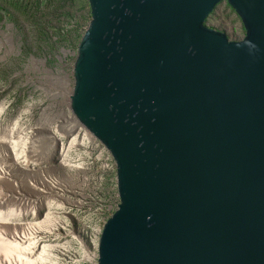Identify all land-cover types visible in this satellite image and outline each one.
Wrapping results in <instances>:
<instances>
[{
	"label": "water",
	"instance_id": "1",
	"mask_svg": "<svg viewBox=\"0 0 264 264\" xmlns=\"http://www.w3.org/2000/svg\"><path fill=\"white\" fill-rule=\"evenodd\" d=\"M88 0L70 107L120 197L96 264H264V0Z\"/></svg>",
	"mask_w": 264,
	"mask_h": 264
},
{
	"label": "rangeland",
	"instance_id": "2",
	"mask_svg": "<svg viewBox=\"0 0 264 264\" xmlns=\"http://www.w3.org/2000/svg\"><path fill=\"white\" fill-rule=\"evenodd\" d=\"M221 6L210 17L208 22L210 27L217 30L222 29L220 31H235L240 28V22H236L234 14L232 16L229 13L222 14ZM90 19L88 0H52L47 3L35 0L32 4L25 0H0V101L8 102L7 110L1 114V118L8 117L9 125L13 127L16 125L15 127L19 128V133L26 132L24 127L15 121L21 110L22 122H25L26 125H34L35 119L43 113L39 111L38 106L45 107L48 103L57 101V105L66 107L65 100L70 99L73 90L75 53ZM46 100L49 101L46 102ZM57 105L55 106L58 107ZM52 111L57 115L58 112ZM6 122H2L4 126ZM74 123L72 117L70 119L66 117L60 122V128L70 131L74 128ZM30 130L34 131V126ZM15 132H17L15 128L11 133L8 130L5 133L1 129L0 146L5 147L0 150V156L3 157V154L9 150L11 155L12 150L17 151L18 154L19 148L22 149V146L17 149L15 142L12 143V136ZM41 140L42 138L38 137L32 142L30 154L32 158L42 157ZM70 154L71 158H74V162L66 165V171L71 172L79 169L81 166L78 163L79 155L83 158L85 165L90 162L88 177L90 176L91 179L90 186L93 188V196L96 199L102 196L101 202L105 206L109 204L112 201L115 186L112 181L114 166L111 163L106 166L108 161L100 158L102 157L100 151L95 145H89L88 142L82 143ZM22 156H26L25 151ZM23 167L21 166L22 169ZM22 173L21 170H18V174ZM0 183L5 186L13 185L4 180H0ZM87 185L88 198L85 205L82 207L73 206L69 209L79 218L78 220L74 218V228L82 226L85 228L84 237L88 244L84 245L81 258V249L75 238L68 236L59 241L56 239L50 241L49 243L59 242L60 244L66 240L71 242L69 252L63 251L61 254L54 255L58 256V263L72 264L77 263V260H79L78 264H95L97 262V237L89 241V179ZM25 189L28 195L33 194L37 188L30 186ZM72 198L74 199V197ZM95 210L97 209L95 208ZM97 217L98 211L95 212V216L93 215L95 230L99 226ZM61 218L64 219L63 216ZM9 229L10 224L0 222V231ZM98 231L99 229L96 230V232ZM26 253L27 248L25 247L0 241V258L8 263L15 260L17 264H35L34 259L28 258ZM56 253L58 252L56 251ZM51 262L53 261L51 260Z\"/></svg>",
	"mask_w": 264,
	"mask_h": 264
},
{
	"label": "trees",
	"instance_id": "3",
	"mask_svg": "<svg viewBox=\"0 0 264 264\" xmlns=\"http://www.w3.org/2000/svg\"><path fill=\"white\" fill-rule=\"evenodd\" d=\"M48 1L52 2V0ZM220 6L223 10L221 11L222 14L229 13L231 16L234 14L236 22H240V28L237 30L223 31L230 40L243 39L245 28L242 20L227 0H222L215 7L206 24L210 27L208 24L209 19L218 11ZM48 101L46 100V102ZM7 104L6 100L0 101V120L2 119L1 114L7 110ZM57 104L58 102L54 101L48 103L45 107L38 106L39 111L43 113L35 119L34 125H26L25 122H22L21 110L15 121L18 124L20 123L26 132L19 133V128L15 127L16 125L14 127L9 125L6 116L2 119L7 121L6 127L3 125V121H0V131L2 129L7 133L8 130L11 133L14 128L17 129V132L12 136V143L15 142L17 149L22 146L21 150L19 148L18 154L17 151L12 150L11 155L9 150L6 154H3V157L0 156V180L13 184L5 186L0 183V222L10 224L9 230L0 231V241L27 248L26 256L34 259L35 264H47L49 262L50 264H64L62 262L58 263V256L54 255L61 254L63 251L65 253L69 252L71 242L66 240L62 244L59 242L49 243L55 239L59 241L68 236L75 238L81 249V258L83 247L88 244L84 237L85 228L83 226L74 228V218L76 220L79 218L71 213L69 208L73 206L82 207L87 202L88 179L89 193L91 195L94 193L93 188L90 186L92 184L90 176L88 177V168H90L91 163L85 165L83 158L79 155L78 163L81 164L79 169L68 172L66 171V165L74 162V158H71L70 153L79 145L86 142L92 146L95 144H92L87 136L85 126L79 120L73 118L70 99L65 100V108ZM50 109L58 112L57 115ZM66 117H69V119L72 117L75 121L74 128L70 131H64L60 128V122ZM33 126L34 131L30 130ZM38 137L42 138L43 155L42 157L32 158L30 155L31 144ZM68 139L70 140L67 141ZM17 142L20 144H17ZM4 147L0 146V150ZM24 151L26 156H22ZM15 165L24 175H22L23 173L18 174ZM21 166H24L23 169ZM21 176L23 177L21 178ZM30 186L37 189L33 194L27 195L25 188ZM91 198L93 197L89 196V200ZM62 216L64 219L61 218ZM76 262L72 264H78L79 260ZM0 264H17V262L13 260L8 263L0 258Z\"/></svg>",
	"mask_w": 264,
	"mask_h": 264
},
{
	"label": "built area",
	"instance_id": "4",
	"mask_svg": "<svg viewBox=\"0 0 264 264\" xmlns=\"http://www.w3.org/2000/svg\"><path fill=\"white\" fill-rule=\"evenodd\" d=\"M25 1H27V2L32 4V2L35 1V0H30V1L29 0H25ZM42 1L45 2V3L48 2V0H39L40 3H42ZM86 28H87V26L85 27L84 31L86 30ZM84 31H83V33H84ZM76 54H77V52L75 53V56H76ZM91 143L95 144L96 148L100 151V155L102 154L101 155L102 157H100V158H103V159L108 161L106 166H108L110 163L114 166V176H113L112 181H113V184L115 186L113 188L112 201L105 206L103 204V202H101L103 200L102 196H100V197H98L96 199L93 195H91L89 193V196L93 197V198H91L89 200V240L94 238V237H97L96 240H97V242H99V238H100L103 226L106 223V221L109 219V217L117 209L118 204L120 202V197H119L118 186H117L116 164H115V161H114V158H113L112 154L110 153V151H108L106 146L99 139H97L95 136H94L93 140L91 141ZM97 205H99V206L96 207ZM95 208L97 210H95ZM96 211H98V217L97 218L99 220V226L97 228V229H99L98 232H96L97 229L95 230V228H93V221H94L93 220V215L95 216V212ZM95 264H96V262H95Z\"/></svg>",
	"mask_w": 264,
	"mask_h": 264
},
{
	"label": "bare ground",
	"instance_id": "5",
	"mask_svg": "<svg viewBox=\"0 0 264 264\" xmlns=\"http://www.w3.org/2000/svg\"><path fill=\"white\" fill-rule=\"evenodd\" d=\"M72 113H73V111H72ZM73 118L75 119V120H78L77 119V117L73 114ZM85 130H86V134H87V136L90 138V140L92 141L93 140V138H94V135L92 134V133H90L89 132V130L85 127Z\"/></svg>",
	"mask_w": 264,
	"mask_h": 264
}]
</instances>
